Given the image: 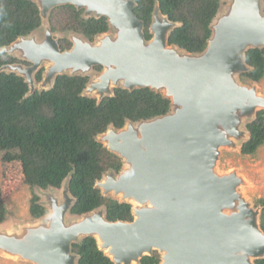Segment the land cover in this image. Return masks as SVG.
I'll return each instance as SVG.
<instances>
[{"label": "water", "instance_id": "water-1", "mask_svg": "<svg viewBox=\"0 0 264 264\" xmlns=\"http://www.w3.org/2000/svg\"><path fill=\"white\" fill-rule=\"evenodd\" d=\"M32 1L40 10L42 40H37L39 28L0 48L30 63L0 67V73L24 79L26 97L52 89L57 76H82L89 78L82 96L98 103L114 96L116 88H149L170 100V110L127 121L122 128L110 125L96 136L122 167L118 173L104 172L95 188L130 204L133 221H109L104 206L71 214L70 173L59 189L35 187L51 205L49 218L38 226L24 224L22 236L0 229V250L36 264H78L72 245L93 237L114 264H140L155 251L159 264H256L263 259L262 207L254 210L238 194L235 173L219 175L214 168L220 147L240 143L242 153L250 138L247 125L264 110V97L241 83V74L250 70L247 51L264 48V0H220L202 53L169 44L179 24L162 14L158 2L147 40L134 0ZM65 5L83 11L85 19L105 17L109 30L93 41L75 32H53L50 12ZM65 35L72 47L62 51L59 40ZM44 62L50 65L37 86ZM98 66L102 70L92 79L89 72ZM58 190L63 203L54 196ZM40 203L47 208L43 199ZM69 214L79 218L71 223Z\"/></svg>", "mask_w": 264, "mask_h": 264}, {"label": "trees", "instance_id": "trees-1", "mask_svg": "<svg viewBox=\"0 0 264 264\" xmlns=\"http://www.w3.org/2000/svg\"><path fill=\"white\" fill-rule=\"evenodd\" d=\"M136 16L144 22L147 40L152 38L150 26L153 10L158 2L163 15L178 23L169 36V44L190 53H202L208 45L212 31L210 25L220 0H134ZM83 11L72 5L51 10L49 25L53 32H75L93 41L106 33L109 24L105 17L85 19ZM42 25L40 10L32 0H0V48L20 37L37 31ZM60 41L62 51L70 49L67 39ZM16 59L0 53V67L13 64ZM247 73L242 81L261 82L264 79V48L250 49L246 53ZM100 69V67H98ZM42 72L36 75L37 81ZM89 81L82 76H57L48 91H35L26 97L29 87L15 74L0 73V152L19 149L25 184L32 189L29 212L32 219L48 214L35 187L47 190L61 188L70 173L69 189L75 198L71 214L82 215L104 206L109 221H133L132 206L102 196L95 184L108 170L119 172L121 159L96 141L110 125L122 128L127 121H140L165 115L170 100L149 88L133 91L116 88L114 96L95 98L82 96ZM249 140L242 147L243 155H255L264 145V110L247 125ZM262 207L261 228L264 231V198L256 201ZM7 208L0 201V221L5 219ZM79 256L78 264H114L98 247L93 237L72 245ZM160 255L144 256L140 264H159ZM264 264V258L256 260Z\"/></svg>", "mask_w": 264, "mask_h": 264}, {"label": "rangeland", "instance_id": "rangeland-1", "mask_svg": "<svg viewBox=\"0 0 264 264\" xmlns=\"http://www.w3.org/2000/svg\"><path fill=\"white\" fill-rule=\"evenodd\" d=\"M223 5H226V2H224ZM43 30L44 28L39 29V33L36 34L37 37H39L37 40H42L41 36L44 34ZM64 38H67L66 35L63 39L59 40V45L61 40H66ZM22 64L25 65V62ZM49 65L50 64L47 62H44L41 65L42 74L46 71V68ZM98 67H95L89 72L92 79L94 78L93 76H96L101 72L102 67H100V69H98ZM241 83L250 87L254 86L257 94L264 97V79L257 84L251 81H242ZM39 84L40 82L38 81L37 86ZM239 145L240 143L234 148L227 146L220 147L218 160L216 161L214 169L219 175L235 173L240 178V183L237 186L238 194H240L250 206L256 210V201L264 198V145L257 150L255 155H243L239 150ZM109 171L110 170L107 172ZM33 191L35 193L42 192L38 191L36 188H34ZM31 196L32 189L25 184L20 150L11 149L0 152V201L4 203L7 208L5 219L0 221L1 230L8 231L9 233L17 232L22 236L26 230L24 224H35L38 226L40 221H46L49 218L51 214V205L47 204V200L44 197L41 198V200L43 199V202L49 209V213L44 220L32 219L29 212ZM54 196L60 203L64 202V196L61 190H58ZM77 218L79 217L70 214L67 216V219L70 220L71 223L75 222ZM0 264L36 263L0 250Z\"/></svg>", "mask_w": 264, "mask_h": 264}, {"label": "flooded vegetation", "instance_id": "flooded-vegetation-1", "mask_svg": "<svg viewBox=\"0 0 264 264\" xmlns=\"http://www.w3.org/2000/svg\"><path fill=\"white\" fill-rule=\"evenodd\" d=\"M16 60H17V59H16ZM14 63H21V64H22V63H24V62H22V61H20V60H17V62H14ZM14 63H13V64H14ZM25 65H30V64H28V63L26 64V63H25Z\"/></svg>", "mask_w": 264, "mask_h": 264}]
</instances>
